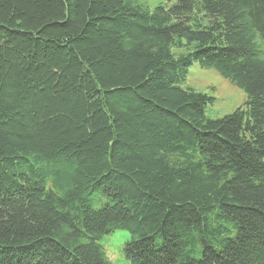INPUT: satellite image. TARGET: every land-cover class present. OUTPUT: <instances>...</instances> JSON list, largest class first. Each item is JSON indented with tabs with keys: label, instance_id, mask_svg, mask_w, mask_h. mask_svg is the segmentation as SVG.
Here are the masks:
<instances>
[{
	"label": "trees",
	"instance_id": "1",
	"mask_svg": "<svg viewBox=\"0 0 264 264\" xmlns=\"http://www.w3.org/2000/svg\"><path fill=\"white\" fill-rule=\"evenodd\" d=\"M246 95L184 85L194 65ZM264 264V0H0V264Z\"/></svg>",
	"mask_w": 264,
	"mask_h": 264
},
{
	"label": "rangeland",
	"instance_id": "2",
	"mask_svg": "<svg viewBox=\"0 0 264 264\" xmlns=\"http://www.w3.org/2000/svg\"><path fill=\"white\" fill-rule=\"evenodd\" d=\"M169 1L144 0V3L156 7L160 4L167 5ZM184 87L193 88L197 92L216 98L215 105L207 110V116L211 119L232 114L246 102V95L242 90L235 87L215 70L204 69L197 64L190 69ZM130 239L129 232L116 230L100 240V245L107 252L112 264H129L124 258L123 249Z\"/></svg>",
	"mask_w": 264,
	"mask_h": 264
}]
</instances>
